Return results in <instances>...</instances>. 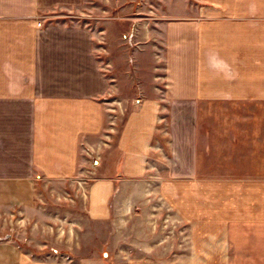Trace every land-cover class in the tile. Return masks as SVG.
Wrapping results in <instances>:
<instances>
[{
	"label": "crops",
	"instance_id": "crops-1",
	"mask_svg": "<svg viewBox=\"0 0 264 264\" xmlns=\"http://www.w3.org/2000/svg\"><path fill=\"white\" fill-rule=\"evenodd\" d=\"M125 2L0 0V264L62 258L14 235L41 184L124 264H264V0ZM71 15L89 21L47 22Z\"/></svg>",
	"mask_w": 264,
	"mask_h": 264
},
{
	"label": "rangeland",
	"instance_id": "rangeland-1",
	"mask_svg": "<svg viewBox=\"0 0 264 264\" xmlns=\"http://www.w3.org/2000/svg\"><path fill=\"white\" fill-rule=\"evenodd\" d=\"M94 7H97L98 10H94L96 14L101 13L100 8L101 7H106L103 5H99V1H94L93 2ZM109 10L111 11L113 6H108ZM125 7L126 10H129L132 12H135L136 4H134L133 0H126L125 2ZM113 12V11H112ZM127 12V11H126ZM71 20L68 17H61V16H56V18H52L47 20V22H55L56 20L59 21H76L81 23L82 25L85 23L84 20L85 18H80L77 15H71ZM75 19V20H74ZM96 15H93V20L91 22H88L89 25L93 28L94 34H96V38H98L100 31L104 29L105 24L103 22H99V20H95ZM86 21H89L87 19ZM141 23V25H146L149 23L146 20H140L136 21ZM103 23V24H102ZM135 22H129V26L132 28L133 24ZM127 24V23H126ZM132 37H128V44H131ZM130 42V43H129ZM97 45H101V42H97ZM127 46V42H126ZM99 48V46H98ZM127 48V47H126ZM130 50L131 48L128 47ZM98 56H101V53H98ZM103 57H99L102 64L104 66H108V60L106 59V56L102 55ZM117 54H112L111 56L109 55L110 61L114 60L116 58ZM126 58L128 61V66L132 70V62L130 61V53L128 52L126 54ZM104 72L108 75H115L118 76L119 74H122L124 77H126V72H124V69L119 67L115 69H111L110 67L107 69H104ZM120 80H122V76H119ZM131 106L125 105L123 111L118 113V117L116 119V125H115V133L112 134V144L114 143L115 137L122 125L123 119L125 118L126 114L130 110ZM163 139V137H161ZM92 160V159H91ZM104 163V168H106V162L103 161ZM111 166H109L110 168ZM101 172V171H100ZM99 174V173H98ZM93 175V180H90L89 182L92 183L94 179H97L101 175ZM39 190L41 193H43V196H39V198H34L35 199V204L34 206L31 207V211L29 212V217H30V222L31 226L36 225L37 223L38 226L34 227L32 230H28L26 232H23L22 234L18 231L15 232L14 235H16L18 238L22 236L29 237V239H34V242L28 246L29 252L32 254L34 258H42L43 255L51 254V253H59L62 255V260H57L56 263L58 264H124L126 261L123 260H114L110 257H107L105 254H108L111 252L113 255V252L115 253L114 249L110 251V249H106L107 246L100 244L101 238L106 236L107 229L103 228L102 225L94 224V223H89L85 220L84 214H83V201H81L78 198H74L75 203H70L67 200H62V201H55L56 196L59 194V187L58 186H53L52 184L49 185L48 188L50 190L46 189V192L43 191L44 187H42V184L39 185ZM53 190L55 192H53ZM39 192V193H40ZM37 193V192H36ZM75 206H74V205ZM38 207L43 208V212H40L42 209H38ZM39 210V211H37ZM54 220V221H53ZM61 221H64L63 223ZM75 222V223H80L82 226L75 228V231H69L67 229V222ZM44 225H51V227L43 228ZM64 226V227H63ZM74 236V237H79L80 239V244L78 246H75L74 248L65 244H57L54 243L53 238L54 237H65L67 235ZM36 242H43L44 246L41 247V249H38L37 243ZM43 245V244H42ZM19 247V246H18ZM26 246H24L25 248ZM55 249V250H54ZM63 254H69L71 256V260H63Z\"/></svg>",
	"mask_w": 264,
	"mask_h": 264
}]
</instances>
